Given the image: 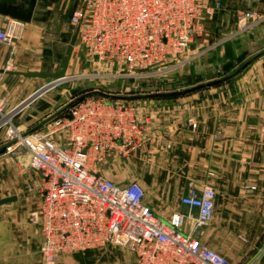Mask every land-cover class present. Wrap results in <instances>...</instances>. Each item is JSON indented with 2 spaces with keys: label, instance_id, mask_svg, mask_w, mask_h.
I'll use <instances>...</instances> for the list:
<instances>
[{
  "label": "built area",
  "instance_id": "1",
  "mask_svg": "<svg viewBox=\"0 0 264 264\" xmlns=\"http://www.w3.org/2000/svg\"><path fill=\"white\" fill-rule=\"evenodd\" d=\"M220 8V1L207 0H79L69 21L77 29L75 47L104 71L94 76L139 79L163 75L183 58L191 59V44ZM239 16L248 26L264 18L251 11ZM22 26L9 17L0 27V45L18 38ZM10 69V64L0 67V84ZM34 98L10 109L0 98V146L7 141L23 146L29 167L40 175L42 197L30 217L39 226L43 264L107 243L129 249L136 264H235L194 235L213 214L210 184L189 186L180 198L187 212L164 221L145 203L139 182L120 184L95 168L112 155L126 158L150 136L131 101L83 98L40 130L21 129L15 117ZM185 220L188 232L182 230Z\"/></svg>",
  "mask_w": 264,
  "mask_h": 264
},
{
  "label": "crops",
  "instance_id": "2",
  "mask_svg": "<svg viewBox=\"0 0 264 264\" xmlns=\"http://www.w3.org/2000/svg\"><path fill=\"white\" fill-rule=\"evenodd\" d=\"M207 1H220L221 8L206 21L200 43L203 47L211 44L216 50L227 51L228 41L239 25L246 23L239 11L264 16V0ZM8 18L0 13V27ZM32 25L31 20L23 21L21 33L27 34ZM24 35L13 44L0 45V67L11 65L4 73L3 87L11 86V90L13 75L46 69L32 65L34 55L25 42L32 38ZM258 55L236 76L213 87L174 97L125 99L137 107L150 138L126 158L110 156L101 172L120 184L139 182L145 203L164 221L187 212L180 198L189 186L210 184L215 190L213 214L194 235L235 264H264V49ZM209 63L210 67L212 61ZM3 87L0 98L7 94L4 99L9 103L15 93H1ZM101 97L113 100L107 95ZM35 107L37 111L29 115L38 119L51 106ZM34 126L29 130L38 127ZM25 181L33 183L35 189L0 193V198L16 196L0 204V264H43L39 226L30 217L42 197L40 190L36 191L40 175L28 170ZM192 211L196 213L195 208ZM182 230L189 231L188 221ZM55 262L136 264V258L126 247L107 243L59 254Z\"/></svg>",
  "mask_w": 264,
  "mask_h": 264
},
{
  "label": "rangeland",
  "instance_id": "3",
  "mask_svg": "<svg viewBox=\"0 0 264 264\" xmlns=\"http://www.w3.org/2000/svg\"><path fill=\"white\" fill-rule=\"evenodd\" d=\"M78 1L37 0L31 18V22L34 25L30 27V30L25 29V31L27 30V34L32 38L25 40L29 44L28 48L31 49V54L34 55L32 65L35 64L34 66L41 65L45 67L46 69L42 71H56L58 69L61 60L65 56L66 46L76 30L70 23L69 16L77 7ZM21 34L24 35L23 33ZM27 34L25 32V35ZM204 37L205 35L203 34V36L198 38L196 43L191 44L188 50L191 59L185 62L183 58L176 65L175 69L163 75L150 78L119 80L108 78L110 76H94L93 74L97 72L103 74L104 71L97 68V64L90 54L85 53L78 45L75 47V42L66 70V74L69 76L68 79L51 85L55 82L51 77L31 78L24 75H13L10 77L14 79L13 90L8 85L3 87L4 81H1L0 87L4 88L1 93H7L8 90L11 93H15V95L9 98V103L6 102L7 108L10 109L25 102L34 93L43 89V92L37 94V98L35 97L15 117L18 125L24 127L25 130H29L28 127L34 126L36 123L37 125L34 127H38L31 130H40L41 128L38 129L39 126L45 125L50 118H54L55 115L68 109L69 107L66 108L68 102L81 95L88 94L83 98L101 97L104 94H100L99 92H111L129 96L160 91L182 90L198 83L229 75L235 72L237 68L250 58L258 57L259 52L264 49V18L253 26H248L242 22L233 38L228 41L229 45L225 52L224 49H222L223 51L216 50V47L211 44L208 47H203L200 43L203 42ZM18 38H14L10 44H13ZM212 52L217 54L213 55ZM210 58L212 59L208 60ZM210 61H212V64L209 67ZM105 71L107 72V70ZM5 95L7 96V94H4L1 98L6 97ZM35 106L38 109L51 107L40 115L38 119H34L29 114L30 112L32 114L37 111ZM3 145H8L9 148L0 154V193L7 194L19 191H32L35 189L33 183L25 181L28 170H33L38 173L37 170L29 168V154L27 150L23 146L17 145L14 141H7ZM117 157L120 156L117 155ZM95 168L102 172L103 169L107 168V165H97ZM38 189L39 186L36 191Z\"/></svg>",
  "mask_w": 264,
  "mask_h": 264
},
{
  "label": "water",
  "instance_id": "4",
  "mask_svg": "<svg viewBox=\"0 0 264 264\" xmlns=\"http://www.w3.org/2000/svg\"><path fill=\"white\" fill-rule=\"evenodd\" d=\"M37 0H0V13L3 15H6L8 17L16 18L24 22H29L32 18V14L35 8ZM77 39V29L75 30L74 34L72 35L69 43L66 46L65 49V56L63 60H61L58 69L56 71H36V70H28L25 72H21L23 75H29V76H38V77H51L54 79V81L61 80L63 77H65V73L70 61V57L72 54L73 46ZM253 58H250L247 62L242 64L235 72L222 76L220 78L211 79L209 81L198 83L193 86L184 88L182 90H171V91H160V92H152L144 95H119V94H107L105 92H99L100 94L108 95L110 98L113 99H136V98H166V97H174V96H181L186 95L195 91H198L200 89L213 87L216 85H219L225 81L230 80L234 76H236L239 72H241L244 68H246L252 61ZM43 89L37 91L34 93L33 96H36L39 94ZM91 93V92H89ZM88 94L81 95L79 97L74 98L70 102H68L66 108L74 104L75 102L81 100L83 97L87 96ZM7 149L6 145H3L0 147V154L4 153ZM16 199V196H6L0 198V204L6 203L8 201Z\"/></svg>",
  "mask_w": 264,
  "mask_h": 264
},
{
  "label": "bare ground",
  "instance_id": "5",
  "mask_svg": "<svg viewBox=\"0 0 264 264\" xmlns=\"http://www.w3.org/2000/svg\"><path fill=\"white\" fill-rule=\"evenodd\" d=\"M74 48V47H73ZM73 51V50H72ZM65 77H63L61 80H57V81H55L54 83H52L51 85H54V84H56V83H58V82H63L64 80H66V79H68L69 78V76H67V74L65 73ZM50 85V86H51ZM49 86V85H48ZM47 86V87H48ZM43 91H41V93H42ZM108 94V93H107ZM41 95V94H40ZM108 96V95H107ZM33 97H36V96H33ZM104 99H106L107 100V98H104ZM109 100V99H108ZM54 119V118H53ZM52 120V119H51ZM51 120H49V121H51ZM49 121H47L46 123H48ZM21 128V127H20ZM22 129V128H21ZM25 130V129H24ZM10 149H11V147H10Z\"/></svg>",
  "mask_w": 264,
  "mask_h": 264
}]
</instances>
